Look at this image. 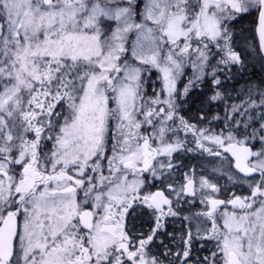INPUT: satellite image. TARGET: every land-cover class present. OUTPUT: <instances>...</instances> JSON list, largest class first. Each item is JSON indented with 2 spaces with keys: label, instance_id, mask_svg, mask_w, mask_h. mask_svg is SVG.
<instances>
[{
  "label": "flooded vegetation",
  "instance_id": "obj_1",
  "mask_svg": "<svg viewBox=\"0 0 264 264\" xmlns=\"http://www.w3.org/2000/svg\"><path fill=\"white\" fill-rule=\"evenodd\" d=\"M145 2L129 3L136 21L143 20ZM169 2L184 10L177 18L187 25L202 24L204 6L225 8L214 0ZM257 10L255 5L238 15V22L248 20L255 27ZM123 17L119 28L116 17H109L110 34L129 21ZM141 28L137 22L123 34V55L114 59L107 80L65 79L62 64L49 65L44 73L41 67L36 78L16 79L13 55L10 67L0 70V264H229L236 256L220 255V250L211 255L210 248L225 242L227 222L238 221L248 198L226 193L222 186L205 189L208 179L200 167L195 173L190 138L178 143L184 128L188 136L208 132V111L194 108L200 95L207 102L208 66L195 75V66L179 71L184 86L166 96L156 71L127 63ZM4 38L0 33V52L6 46L12 52L13 37ZM92 82L105 88L99 91V86L94 94ZM84 89L99 98L103 116L89 133L82 130V120L66 135L70 104L82 108L88 98L83 99ZM242 106L235 107L236 135L251 132L241 124L247 117H241ZM225 110L219 105L222 132L227 129Z\"/></svg>",
  "mask_w": 264,
  "mask_h": 264
},
{
  "label": "rangeland",
  "instance_id": "obj_2",
  "mask_svg": "<svg viewBox=\"0 0 264 264\" xmlns=\"http://www.w3.org/2000/svg\"><path fill=\"white\" fill-rule=\"evenodd\" d=\"M124 1L131 5L134 2L53 0L52 5L46 7L43 0H0V33L3 38L7 35L13 37L16 43L12 52L8 46L1 50L0 70L4 72L7 70L5 66L10 67L13 55L16 79L17 76L26 78L27 74L36 78L41 67L44 73L47 66L62 64L65 79L107 80L114 71V59L123 55L126 46L123 34L134 30L137 22L142 28L135 35L134 45L130 46L127 63L140 64L146 72L150 69L156 71L162 77V92L166 96L174 95L175 87L179 90L184 86L185 81L179 82L182 78L179 71L187 67L191 71L195 66L197 70L192 72L195 75L198 69L207 65L204 76L208 81L207 93H212L215 85L212 106L219 111V105H225L227 129L221 131L218 114L214 120H209L208 132L199 131L188 136L184 128L178 143H188L181 139L190 138L194 147L195 173L200 174L197 169L200 167L203 176L208 179L205 189L222 186L226 193L235 192L248 198V208L241 210L238 221L231 219L227 222L225 242L217 248L211 247V255L219 254L220 250V255L234 253L243 264H264V81L260 83L250 79V83L242 82L239 87L232 81L214 79L219 69L224 74L230 73L235 68V60L242 62L245 59L247 65L256 66L257 71L263 72L260 65L262 57L250 35L255 27L248 20L238 22V15L254 10L255 5L259 11L260 0H224L220 4L225 8L220 11L204 6L199 13L201 25L182 23L177 17L184 16V10L168 3L169 0H146L143 20L136 21L129 3L124 5ZM112 16L116 17L113 22L118 28L122 25V16L123 21L126 17L129 21L127 19L124 27L113 29L110 34L112 30L109 28L113 25L109 24L107 29V23ZM108 34L110 39L105 38ZM216 82H223L222 85H227V88L220 90ZM99 86V91H103V83L90 84L94 94ZM86 97L87 101L80 104V110H74V104H70L69 115L63 125L64 134H71L74 128L80 127L82 120L85 123V130H82L89 133L96 119L103 116V110L97 103L99 98L84 89L83 99ZM238 97H241L240 101L234 99ZM249 102H256V105ZM239 104H243L241 117L247 115L241 124L251 130L249 134H234L238 122L235 124L233 118L235 107ZM230 122L233 132L229 130ZM4 138L7 143L10 142V136ZM236 142L256 149L251 166L260 172L257 178L246 180L233 171V163L223 148ZM180 192V189L176 190L178 196Z\"/></svg>",
  "mask_w": 264,
  "mask_h": 264
},
{
  "label": "trees",
  "instance_id": "obj_3",
  "mask_svg": "<svg viewBox=\"0 0 264 264\" xmlns=\"http://www.w3.org/2000/svg\"><path fill=\"white\" fill-rule=\"evenodd\" d=\"M250 20L252 21V19H250ZM251 24L254 25L255 23H251ZM230 31L232 32V30H230ZM250 35H252V40H254L255 47H256L257 51L259 52L258 43H257V39L255 37L254 29H253V31L250 32ZM243 60H245V59H243ZM243 60H242V62L239 60H235V62H234L235 68H233V70H231L230 73L228 71V72H226V74H224L223 71L219 69L218 73L214 76V79L217 78L216 80H219V81H227V82L232 81L234 83L236 82V85H239V87L242 84L239 82L250 83L251 82L250 79L258 80V82H260V83L262 81H264V74H262L264 72V61H263V59L261 58V61H260V65L263 68V72L257 71L256 66L247 65L246 60L243 63ZM229 74H230V77H229ZM154 79H155V76L152 77L151 80H154ZM218 88H220V90H223V89L227 88V85H222L220 83ZM214 91H215V85H214V89H213L212 93L204 94V96L207 97L208 104H207V102L203 103V101H201L202 98H200V96H202V95L198 96L199 99L196 100V102L194 103V106H195L194 108H197V110L202 111V112L203 111L205 112L206 110L208 111L209 120L210 119L214 120L215 117H217L219 114L218 109L213 107L212 102H211V97L214 94Z\"/></svg>",
  "mask_w": 264,
  "mask_h": 264
},
{
  "label": "water",
  "instance_id": "obj_4",
  "mask_svg": "<svg viewBox=\"0 0 264 264\" xmlns=\"http://www.w3.org/2000/svg\"><path fill=\"white\" fill-rule=\"evenodd\" d=\"M53 0H44L45 6H50ZM216 2H221V0H214ZM256 34L258 39V44L260 52L264 59V0H261V7L259 12L258 23L256 27ZM226 152L229 157L234 162V170L241 176L245 178H252L258 175V171L249 167V163L253 158V152L251 148L240 146L238 144H230L226 148ZM193 183H189L187 186V191L192 192ZM159 199V197H157ZM9 220V218L7 219ZM10 223L6 222L5 224ZM230 264H242L241 261L233 257Z\"/></svg>",
  "mask_w": 264,
  "mask_h": 264
}]
</instances>
